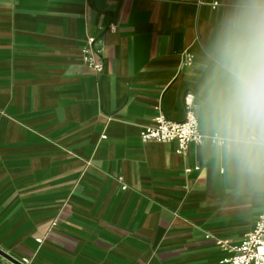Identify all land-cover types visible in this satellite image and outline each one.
<instances>
[{
    "label": "crops",
    "instance_id": "crops-1",
    "mask_svg": "<svg viewBox=\"0 0 264 264\" xmlns=\"http://www.w3.org/2000/svg\"><path fill=\"white\" fill-rule=\"evenodd\" d=\"M233 3L0 0V264H227L215 239L240 242L264 190L204 141L139 131L157 109L181 121L191 92L204 134V50Z\"/></svg>",
    "mask_w": 264,
    "mask_h": 264
},
{
    "label": "clouds",
    "instance_id": "clouds-1",
    "mask_svg": "<svg viewBox=\"0 0 264 264\" xmlns=\"http://www.w3.org/2000/svg\"><path fill=\"white\" fill-rule=\"evenodd\" d=\"M197 111L204 142L264 190V0H234L204 50Z\"/></svg>",
    "mask_w": 264,
    "mask_h": 264
},
{
    "label": "built area",
    "instance_id": "built-area-1",
    "mask_svg": "<svg viewBox=\"0 0 264 264\" xmlns=\"http://www.w3.org/2000/svg\"><path fill=\"white\" fill-rule=\"evenodd\" d=\"M82 63L94 72H101L103 62L101 51L94 46L90 38L81 48ZM186 64L192 63V56L187 55ZM195 95L187 92L183 96L184 117L181 121L167 118L161 110L153 116L151 122L141 127L139 137L142 142L174 143L176 152L181 153L191 144H201L204 134L199 127L198 116L194 106ZM197 169V167H195ZM186 171H190L187 168ZM125 188V186H123ZM55 223H53L54 225ZM43 237L36 238L40 244ZM215 245L227 251V264H264V209L258 215L253 227L242 240L232 244L227 240L215 239ZM16 264H30V258L21 257Z\"/></svg>",
    "mask_w": 264,
    "mask_h": 264
}]
</instances>
